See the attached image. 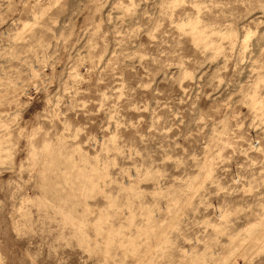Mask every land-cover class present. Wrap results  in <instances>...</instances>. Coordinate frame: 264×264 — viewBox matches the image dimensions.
Wrapping results in <instances>:
<instances>
[{
	"label": "rangeland",
	"instance_id": "obj_1",
	"mask_svg": "<svg viewBox=\"0 0 264 264\" xmlns=\"http://www.w3.org/2000/svg\"><path fill=\"white\" fill-rule=\"evenodd\" d=\"M0 264H264V0H0Z\"/></svg>",
	"mask_w": 264,
	"mask_h": 264
},
{
	"label": "bare ground",
	"instance_id": "obj_2",
	"mask_svg": "<svg viewBox=\"0 0 264 264\" xmlns=\"http://www.w3.org/2000/svg\"><path fill=\"white\" fill-rule=\"evenodd\" d=\"M248 241H250V242H249V244H246V245L253 246L255 244V242L252 240V238H249Z\"/></svg>",
	"mask_w": 264,
	"mask_h": 264
}]
</instances>
